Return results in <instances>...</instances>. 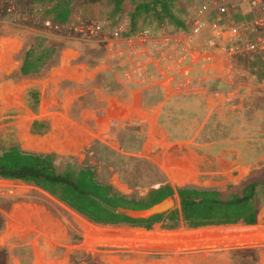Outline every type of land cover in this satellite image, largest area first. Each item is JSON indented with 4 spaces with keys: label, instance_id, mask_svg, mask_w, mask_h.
Here are the masks:
<instances>
[{
    "label": "rangeland",
    "instance_id": "rangeland-1",
    "mask_svg": "<svg viewBox=\"0 0 264 264\" xmlns=\"http://www.w3.org/2000/svg\"><path fill=\"white\" fill-rule=\"evenodd\" d=\"M213 3L227 8L220 21L207 13ZM133 8L0 0V154L15 146L50 154L61 171L91 169L143 199L165 184L225 190L263 168L264 52L249 45L264 48V29L242 0H184L178 20L143 16L134 30ZM163 224H96L38 186L0 179V263L264 264V211L255 226ZM86 228L94 240L101 232L170 234L182 248L91 247ZM256 228L262 234L249 237Z\"/></svg>",
    "mask_w": 264,
    "mask_h": 264
},
{
    "label": "trees",
    "instance_id": "trees-1",
    "mask_svg": "<svg viewBox=\"0 0 264 264\" xmlns=\"http://www.w3.org/2000/svg\"><path fill=\"white\" fill-rule=\"evenodd\" d=\"M181 1L184 0H114L113 14L121 13L126 2L133 3L130 25L134 30L135 21L143 16L154 17L158 23L168 19L178 20L175 10ZM27 69L28 65L22 68V72L25 73ZM0 179L38 186L96 224L143 228L145 231H156L157 228L152 229L159 222H164L163 228L166 230H175L181 225L190 229L203 228L201 230L206 227L231 228L237 224L255 226L264 211V195L261 196L264 193V167L252 171L238 185L225 190L192 186L174 189L165 184L153 189L143 199L118 193L111 185L98 181L91 169L69 165L61 171L52 155L30 153L15 146L0 154ZM175 195L180 199L181 214L173 210L149 219H138L117 213L119 208L149 209ZM248 263L256 264L254 261Z\"/></svg>",
    "mask_w": 264,
    "mask_h": 264
},
{
    "label": "bare ground",
    "instance_id": "bare-ground-1",
    "mask_svg": "<svg viewBox=\"0 0 264 264\" xmlns=\"http://www.w3.org/2000/svg\"><path fill=\"white\" fill-rule=\"evenodd\" d=\"M32 210V209H31ZM39 211V209L36 208V211ZM43 213H45L43 211ZM49 214V213H48ZM47 214V215H48ZM30 218V217H29ZM51 219V218H50ZM26 220V218H25ZM45 220V219H44ZM48 222V221H47ZM43 224V223H42ZM47 225V224H46ZM89 226V225H88ZM43 228V227H41ZM89 228H86V234L88 235L86 244L91 247L98 246H114V247H120V248H140L145 250L150 249H168V248H182V246L179 247V244L173 241H170L172 236L170 234H149V233H98L100 238L98 240H94L91 238L93 235V232H88ZM251 234H249V237H255L256 235L262 234L260 230L252 229ZM97 235V233L95 232ZM248 237V238H249ZM187 246V245H186ZM195 246V245H194ZM193 247V246H192ZM130 250V249H129ZM169 250V249H168ZM174 250V249H173ZM139 251V250H138ZM164 251V250H163Z\"/></svg>",
    "mask_w": 264,
    "mask_h": 264
},
{
    "label": "built area",
    "instance_id": "built-area-1",
    "mask_svg": "<svg viewBox=\"0 0 264 264\" xmlns=\"http://www.w3.org/2000/svg\"><path fill=\"white\" fill-rule=\"evenodd\" d=\"M243 4L245 5V8L248 9L245 13L246 15L253 16V19L251 20L252 25H254L256 28L264 29V0H242ZM207 8L204 7L203 11H206ZM214 13L219 17V21L221 20V17L227 12V8L224 5H219L217 3H213L211 9L209 12H207L209 15H213ZM257 13V14H255ZM205 25V21L203 19L198 20L197 23L193 26V31L195 33H198ZM258 41H261L260 38L257 39ZM259 43L257 44H250L249 49L250 50H256L257 55L264 52L263 47H258Z\"/></svg>",
    "mask_w": 264,
    "mask_h": 264
},
{
    "label": "water",
    "instance_id": "water-1",
    "mask_svg": "<svg viewBox=\"0 0 264 264\" xmlns=\"http://www.w3.org/2000/svg\"><path fill=\"white\" fill-rule=\"evenodd\" d=\"M177 208L176 196L168 197L162 202L154 205L153 207L145 210H129L119 208L117 213L128 215L138 219H149L151 217L166 214L170 211H173Z\"/></svg>",
    "mask_w": 264,
    "mask_h": 264
},
{
    "label": "crops",
    "instance_id": "crops-1",
    "mask_svg": "<svg viewBox=\"0 0 264 264\" xmlns=\"http://www.w3.org/2000/svg\"><path fill=\"white\" fill-rule=\"evenodd\" d=\"M252 171H253V170H251V172H252ZM251 172H250V173H251ZM250 173H249V174H250ZM249 174H248V175H249Z\"/></svg>",
    "mask_w": 264,
    "mask_h": 264
}]
</instances>
